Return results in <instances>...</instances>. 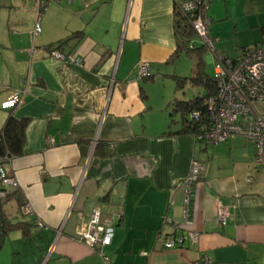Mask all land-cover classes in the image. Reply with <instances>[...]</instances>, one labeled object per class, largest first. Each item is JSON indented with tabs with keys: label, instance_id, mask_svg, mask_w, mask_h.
Instances as JSON below:
<instances>
[{
	"label": "crops",
	"instance_id": "obj_1",
	"mask_svg": "<svg viewBox=\"0 0 264 264\" xmlns=\"http://www.w3.org/2000/svg\"><path fill=\"white\" fill-rule=\"evenodd\" d=\"M46 2L0 0V104L22 98L0 108V129L10 115L29 119L22 154L4 164L19 187L0 197V264H264V168L252 172L253 143L164 135L178 126L143 83L162 72L181 76L183 56L167 63L177 44L174 0ZM207 2L210 37L227 58L264 44V0ZM37 11L41 31L31 37ZM75 32L80 40L57 52L79 62L51 59ZM140 63L150 79L135 77ZM253 107L264 119V102ZM192 162L201 174L185 215ZM220 206L229 213L224 227ZM96 209L119 215L102 250L107 261L76 239ZM25 221L26 234L2 229Z\"/></svg>",
	"mask_w": 264,
	"mask_h": 264
},
{
	"label": "built area",
	"instance_id": "obj_2",
	"mask_svg": "<svg viewBox=\"0 0 264 264\" xmlns=\"http://www.w3.org/2000/svg\"><path fill=\"white\" fill-rule=\"evenodd\" d=\"M53 0H48L51 3ZM73 0H67L72 2ZM48 3V4H49ZM178 10L190 19V25L197 38L205 45L209 53L210 64L214 68L216 93L205 100L206 115L204 119L198 113L191 114L193 120L199 121L200 128L195 139L205 144H220L241 136L254 145L252 172L257 173L264 168V119L254 110L255 102H264V44L256 45L242 52L235 60L227 58L220 50L216 49L210 37V19L201 14L202 0H174ZM40 12H36V19L31 30V37L41 31L39 19ZM50 58L66 64L79 62L72 55L64 56L60 52L51 51ZM150 75L148 63H140L135 71L137 79H145ZM20 93H15L0 104L2 110L15 108L21 103ZM201 174L198 163L192 162L189 172L183 180L185 188V215L187 214L193 184ZM17 181L4 169L0 161V197L18 189ZM29 214L28 208H23ZM118 214H103L100 210H93L85 228L76 234V239L93 252L101 256L104 261L107 257L102 251L111 242V232ZM229 219L227 208L220 206L217 210V224L226 226ZM40 225V223H37ZM193 240L195 234L190 235ZM181 239H174L164 244L165 249H174ZM146 254L144 253V256ZM196 264H213L208 257H203Z\"/></svg>",
	"mask_w": 264,
	"mask_h": 264
},
{
	"label": "trees",
	"instance_id": "obj_3",
	"mask_svg": "<svg viewBox=\"0 0 264 264\" xmlns=\"http://www.w3.org/2000/svg\"><path fill=\"white\" fill-rule=\"evenodd\" d=\"M202 1L204 5H202L200 13L205 14L208 2L207 0ZM48 3L47 0L45 6L50 4ZM174 18V33L177 44L176 49L171 54L167 63L174 62L179 56H183L184 58L190 59L193 65L189 77H179L175 75L171 77L175 79L177 90L182 89L188 84L198 91L191 99L178 100L174 97L173 101L167 104L165 110H170L169 123L178 127L176 130H167L164 135L180 136L188 134L195 138L200 128L199 121L201 118L204 119V115H206V108L204 106L205 100L216 93V83L214 74L208 75L205 72V56L207 54L205 45L202 42L200 46H195L192 43L193 39L197 38V36L190 25V19L181 14L175 3ZM81 36L82 32H75L63 41L57 42L53 50H62V46H65L70 40L74 39L79 41ZM246 50L244 49L243 52ZM61 54L64 56L70 55L69 53ZM151 76L153 75L150 73L145 79H150ZM194 113H198L200 116L198 122L191 118V114ZM174 117H177V119H173ZM28 124L29 119L27 118L16 119L10 115L5 119L0 129V161L3 165L14 157L22 154ZM22 206L23 205H21V207ZM30 226L32 225L28 221L8 226H6V222H4L2 229L4 232L10 230V228L13 230H23V233L26 234L24 231L28 230L29 232Z\"/></svg>",
	"mask_w": 264,
	"mask_h": 264
},
{
	"label": "rangeland",
	"instance_id": "obj_4",
	"mask_svg": "<svg viewBox=\"0 0 264 264\" xmlns=\"http://www.w3.org/2000/svg\"><path fill=\"white\" fill-rule=\"evenodd\" d=\"M193 44L195 46H200L201 40L199 38L193 39ZM207 56H209L208 51L206 50ZM192 61L187 58H182L180 61H178L175 64L176 67V73L177 75H183L184 77H189L191 75V68H192ZM174 67L172 64L169 67L170 74L172 73L171 70ZM174 67V68H175ZM205 72L210 75L214 74V68L212 64H209L205 62ZM154 80L153 81H146L143 82L144 85H146V91L148 96H150V102L151 98H153V102L155 103L156 109L158 107L163 106V109L166 104L169 102H172L174 97L178 100H187L191 99L194 95L197 93V89L190 87L188 84H186L182 89H176V83L175 79L173 80L170 76H163V72L161 73V76L158 74H153ZM180 76V77H181ZM142 80V79H138ZM169 111L165 110V115L167 119L169 120ZM173 119H177V117H174ZM170 122V121H169ZM175 125H173L174 127Z\"/></svg>",
	"mask_w": 264,
	"mask_h": 264
}]
</instances>
